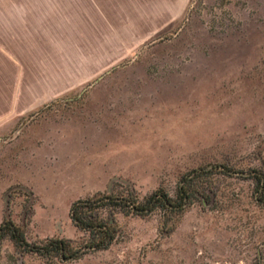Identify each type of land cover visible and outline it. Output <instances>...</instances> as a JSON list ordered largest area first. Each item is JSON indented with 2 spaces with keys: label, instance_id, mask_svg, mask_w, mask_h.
<instances>
[{
  "label": "rangeland",
  "instance_id": "374dc122",
  "mask_svg": "<svg viewBox=\"0 0 264 264\" xmlns=\"http://www.w3.org/2000/svg\"><path fill=\"white\" fill-rule=\"evenodd\" d=\"M14 12L0 0V37L15 36L0 49V222L77 239L74 199L174 197L206 167L211 197L118 213L107 248L55 264H264V0H101L31 23L29 40ZM0 264L48 262L7 237Z\"/></svg>",
  "mask_w": 264,
  "mask_h": 264
},
{
  "label": "trees",
  "instance_id": "16d2710c",
  "mask_svg": "<svg viewBox=\"0 0 264 264\" xmlns=\"http://www.w3.org/2000/svg\"><path fill=\"white\" fill-rule=\"evenodd\" d=\"M211 172L212 169L200 167L183 173L174 197L161 187L143 196L133 188H126L125 192L97 190L78 197L70 203L68 210L71 222L81 233L77 239L47 235L38 240H28L23 227L5 213L0 222V248L3 239L8 237L21 253H37L48 264L80 258L87 252L107 248L117 238L118 213L147 215L160 209L167 214H181L193 198L211 197ZM253 176L263 192L262 199L264 174L255 171Z\"/></svg>",
  "mask_w": 264,
  "mask_h": 264
},
{
  "label": "crops",
  "instance_id": "0c3cea01",
  "mask_svg": "<svg viewBox=\"0 0 264 264\" xmlns=\"http://www.w3.org/2000/svg\"><path fill=\"white\" fill-rule=\"evenodd\" d=\"M10 3L14 6H10ZM101 0H5L6 14L11 12L21 15L23 24L22 39L29 40V32H31V23L41 22V18L48 16L69 17L73 14L85 15L86 8L94 4L100 6ZM20 5V6H19ZM37 17V20H31L30 17ZM13 28H6V42L0 37V49L5 48L6 51L12 49L14 38Z\"/></svg>",
  "mask_w": 264,
  "mask_h": 264
}]
</instances>
